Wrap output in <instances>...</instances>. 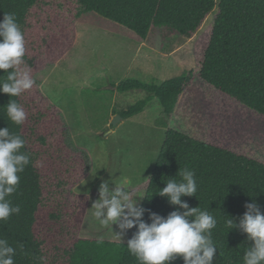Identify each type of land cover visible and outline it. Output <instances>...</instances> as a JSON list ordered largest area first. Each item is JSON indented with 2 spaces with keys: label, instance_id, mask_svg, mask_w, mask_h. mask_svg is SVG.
<instances>
[{
  "label": "trees",
  "instance_id": "obj_1",
  "mask_svg": "<svg viewBox=\"0 0 264 264\" xmlns=\"http://www.w3.org/2000/svg\"><path fill=\"white\" fill-rule=\"evenodd\" d=\"M68 1L77 8V16L96 12L142 39L152 27H165L190 38L215 9L197 75L264 117V0ZM50 3L0 0V20L4 13H15L25 38L22 64L8 72L33 70L44 49L52 45L48 27L54 9ZM40 12L47 15L45 19H39ZM6 77L7 72L0 70V84L7 82ZM192 79L193 70H189L160 84L126 78L116 85L119 92H143L142 99L119 111L120 117H132L156 99L163 113L157 121L166 129L151 175L135 185L123 181L120 187L137 207L145 209L141 219L150 223V212L167 216L173 210L183 211L157 192L169 179L179 180L182 170H192L196 195H181L180 199L190 208L198 207L216 218L212 239L217 254L213 264H243V254L252 242L238 227L228 229L225 222L232 219L238 224L247 210L246 203L256 204L264 214V162L168 127L167 120ZM11 100L26 113L22 125H15L7 117L6 106ZM53 121L51 109L39 105L31 94L23 91L10 97L0 92V128L7 127L10 133L20 135L26 141L22 151L30 153V163L18 174L17 190L9 197L21 211L0 222V238L16 249L14 264H139L126 246L137 230L135 225L127 239L80 235L81 210L68 193L86 174H78L79 163L60 142L59 137L66 136V132ZM171 264L183 261L177 258Z\"/></svg>",
  "mask_w": 264,
  "mask_h": 264
},
{
  "label": "rangeland",
  "instance_id": "obj_2",
  "mask_svg": "<svg viewBox=\"0 0 264 264\" xmlns=\"http://www.w3.org/2000/svg\"><path fill=\"white\" fill-rule=\"evenodd\" d=\"M50 2L52 45L36 67L27 70L35 83L25 92L51 109L53 124L66 132L60 142L79 163L78 174H86L68 193L81 210L80 235L118 239L115 234L122 232L119 239L129 237L131 228L120 229L119 222L102 226L99 220L104 217L94 219L92 205L100 199L102 182L109 192L123 181L142 183L151 175L163 143L166 129L157 121L163 113L156 99L142 112L120 117V110L143 98L141 91L119 92L116 85L123 79L160 84L193 70L168 127L264 162V117L197 75L215 9L190 38L152 27L142 39L96 12L77 16L68 0ZM46 16L40 12L39 19Z\"/></svg>",
  "mask_w": 264,
  "mask_h": 264
},
{
  "label": "clouds",
  "instance_id": "obj_3",
  "mask_svg": "<svg viewBox=\"0 0 264 264\" xmlns=\"http://www.w3.org/2000/svg\"><path fill=\"white\" fill-rule=\"evenodd\" d=\"M25 51L24 34L15 13H4L0 20V70L7 72V82L0 84V92L10 97L30 90L35 83L27 71H7L22 64ZM6 114L15 125H22L26 119L25 111L15 100L7 104ZM25 146L26 141L20 135L10 133L7 127L0 128V222L21 211L19 205L11 204L9 197L17 190L18 174L30 163V153L22 151ZM179 175V180L169 179L157 194L166 196L170 204L178 205L183 211L173 210L167 216L150 212V223L141 219L145 209L137 207L122 187L117 186L109 192L106 182L100 185V199L92 205V216L94 219L103 216L104 219L99 220L102 226L116 222H119L120 229L136 226L137 230L126 246L128 253L139 264H171L177 258L182 259L183 264H213L217 248L212 230L217 220L209 212L198 207L190 208L181 201V195H196L197 182L190 169L182 170ZM245 207L247 210L238 224L232 219H227L225 223L228 229L238 227L252 242L243 254V264H264V214L254 203H246ZM122 235V232L115 234L118 239ZM19 247L22 249L23 245ZM15 252L7 239L0 238V264H14Z\"/></svg>",
  "mask_w": 264,
  "mask_h": 264
}]
</instances>
